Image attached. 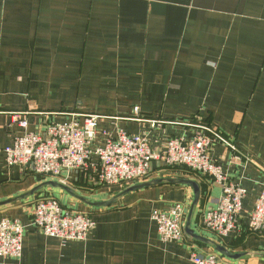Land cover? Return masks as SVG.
Returning <instances> with one entry per match:
<instances>
[{"label": "crops", "instance_id": "obj_1", "mask_svg": "<svg viewBox=\"0 0 264 264\" xmlns=\"http://www.w3.org/2000/svg\"><path fill=\"white\" fill-rule=\"evenodd\" d=\"M25 113L27 132L97 115L99 133L111 135L116 125L148 137L153 153L168 139L189 141L197 129L187 122L217 129L235 152L216 144L210 160L246 190L240 231L217 239L202 227L221 191L185 167L153 162L142 183H161L129 193L91 188L72 175L68 189L103 204L97 207L44 185L54 180L32 169H8L3 150L26 132L14 122ZM146 120L164 125L152 129ZM182 181L199 188L197 202ZM262 191L264 0H0V220L25 227L21 258L0 264H192V252L227 264H264V237L248 231ZM45 197L88 215L96 228L80 242L45 237L30 224L34 203ZM177 203L186 210L184 242L163 243L151 214ZM187 222L204 241L186 234ZM218 246L241 257L222 256Z\"/></svg>", "mask_w": 264, "mask_h": 264}, {"label": "built area", "instance_id": "obj_2", "mask_svg": "<svg viewBox=\"0 0 264 264\" xmlns=\"http://www.w3.org/2000/svg\"><path fill=\"white\" fill-rule=\"evenodd\" d=\"M25 114L14 116V122L26 131L28 123ZM22 115V116H21ZM133 115L138 119V110ZM71 116L68 122H46L43 132H25L13 138L12 145L3 150L6 167L32 169L35 175L52 178L60 185L68 186L71 176L85 179L91 188H130L134 183L147 181L152 175L153 162L164 167H185L189 171L209 178L220 188L221 194L216 207L207 211L202 218V227L214 237L226 238L240 231L243 201L246 190L232 184L228 175L210 160L212 148L221 144L235 152L232 142L218 130L208 125L187 122L183 125L196 128L189 141L168 139L159 153L149 148L148 137L127 135L114 126L110 135L98 132L101 117L97 115ZM143 121V119H138ZM152 129L161 128L164 122L146 120ZM145 121V122H146ZM102 139L98 142L97 137ZM90 188V189H91ZM248 215V231L264 237V191L254 202ZM31 226L42 235L54 238L60 243L84 241L95 228V222L84 213L64 209L53 197L37 200L32 207ZM185 206L173 204L166 212L154 211L151 220L157 226V235L163 243L184 242ZM25 232L18 220H0V258L20 259L22 239ZM192 264H227L215 254H189Z\"/></svg>", "mask_w": 264, "mask_h": 264}, {"label": "water", "instance_id": "obj_3", "mask_svg": "<svg viewBox=\"0 0 264 264\" xmlns=\"http://www.w3.org/2000/svg\"><path fill=\"white\" fill-rule=\"evenodd\" d=\"M182 182H184L185 184H188L191 188L194 189V192H195V202H197V199H198V196H199V188H197V186H196L194 183H192V182H186V181H182ZM160 183H161V181H158V180H155V181H149L148 183H140V184H137V185L131 186V188H127V189H125V192H124V193H129V192L134 191V190H137V189L147 188V187L150 186V185H153V184H160ZM44 185L50 186V187H52V188H57V189L63 190V191H65V192H67L69 195L75 197V198L78 199V200H81L82 202H84V203H86V204H88V205H90V206L97 207V206H101V205H103L102 203H98V202H96V203H90V202H87V201L85 200V198L80 197V196L78 197V196L75 195L72 191H70V190L68 189L67 186H65V185H60V184H58L57 182H46ZM44 185H43V186H44ZM43 186H42V187H43ZM38 189H40V187L34 189V190L32 191L31 194H34ZM190 215H191V213H190ZM185 232H186L187 235L191 236L192 238H194V239H196V240H200V241L202 240V241H204L202 238H201V239L198 238V237L194 234V232H193L192 230L189 229V223H188V222H187V225H186V228H185ZM215 251H216L218 254H220V255H222V256H226V257H228V258H230V259H236V258L241 257L240 255H235V256H233V255L228 254V253H227L222 247H220V246L216 247Z\"/></svg>", "mask_w": 264, "mask_h": 264}]
</instances>
